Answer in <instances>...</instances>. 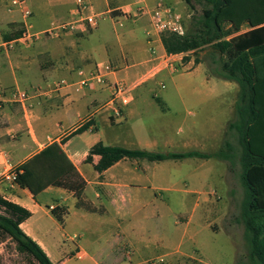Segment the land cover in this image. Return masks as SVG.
<instances>
[{"label":"crops","instance_id":"crops-1","mask_svg":"<svg viewBox=\"0 0 264 264\" xmlns=\"http://www.w3.org/2000/svg\"><path fill=\"white\" fill-rule=\"evenodd\" d=\"M21 1L30 12L28 18L9 0H0V172L9 166L19 169L57 144L85 182L83 199L95 209L78 208L73 194L62 188L48 186L34 196L17 184L0 182V197L31 213L20 225L23 233L53 264H146L149 260L212 264L207 252L214 248L215 237L204 236V232L213 233L210 226L198 230V218L191 216L184 223V234L176 237L131 236L125 227L145 224L149 216L141 212L154 205L157 192L165 190L167 176L182 167L189 189L180 193L196 195L195 206H199V200L205 201L216 190L211 189L208 176L224 182L227 173L219 160H122L102 174L85 160L98 142L157 153L213 154L236 119L237 85L210 76L205 63L191 59L177 71L158 73L133 89L119 117L107 86H78L97 66L112 68L106 76L108 86L118 81L130 84L149 70L153 59L147 43L150 25L148 17L139 14L140 8L167 6L182 16L184 27L195 10L183 0H88L92 11L103 13L96 30L43 38L30 47L6 51L1 44L18 37L25 24L33 32H42L73 16L74 0ZM256 1L261 0H227L230 12L237 13L228 17L264 20V11L252 8ZM262 25L243 23L233 36ZM158 49L164 50L162 43ZM258 63L264 76V60ZM164 78L174 85V92H161ZM61 81L66 85L54 90ZM13 90L30 95L40 90L42 94L20 103L11 99ZM224 97L229 98L223 101ZM88 122L92 126L87 131L70 137ZM98 159L93 157V163ZM215 170L219 172L214 174ZM52 207L66 210L63 225L52 216ZM207 219L215 228L218 220ZM77 250L83 254L81 260L72 256Z\"/></svg>","mask_w":264,"mask_h":264},{"label":"trees","instance_id":"trees-1","mask_svg":"<svg viewBox=\"0 0 264 264\" xmlns=\"http://www.w3.org/2000/svg\"><path fill=\"white\" fill-rule=\"evenodd\" d=\"M183 1L191 10H195L194 3L203 5L201 14L197 19L192 18L191 28L185 30L184 36L166 34L162 37V45L169 54H191L208 49L212 59L211 65H207L209 75L237 85L236 119L226 129L235 137L236 146L226 141L222 149L213 154L157 153L105 146L98 142L89 150L85 163L91 164L97 173L102 174L122 160L159 163L214 158L228 162L230 166L237 160L241 168L240 184L244 192L237 223L244 229L248 263L239 259L235 264H264V76H260L258 63L264 60V25L228 39L237 32L241 24L253 26L264 20L228 17L237 13L233 10L230 12L227 0ZM253 7H260L264 11V0L256 1L252 4ZM194 61L200 62L197 58ZM157 103L161 106L160 102ZM91 126L92 122L86 123L73 131L70 137L87 131ZM93 157L99 158L95 164ZM52 160L55 163L53 167ZM16 184L34 196L48 186L62 188L73 194L78 208L89 212L95 210L83 199L85 182L57 144L50 145L22 164ZM51 214L63 225L66 214L64 208L55 207ZM30 216L29 211L0 197V243L8 240L18 254L27 256L36 264H53L20 228Z\"/></svg>","mask_w":264,"mask_h":264},{"label":"rangeland","instance_id":"rangeland-1","mask_svg":"<svg viewBox=\"0 0 264 264\" xmlns=\"http://www.w3.org/2000/svg\"><path fill=\"white\" fill-rule=\"evenodd\" d=\"M194 6L195 12L185 24V30H189L192 21L199 18L201 14L203 5L194 3ZM231 37L233 35L228 37V39ZM195 58L205 63L206 66L211 65L212 59L209 56L208 49L187 54L182 60V65ZM163 83L164 89L159 88L162 93L175 91L174 85L168 78H164ZM229 97H224L223 101H227ZM226 141L236 146L235 137L228 130H225L223 142L217 151L222 149ZM176 152L180 151L176 150ZM219 162L226 169L227 175L224 182L221 183L216 180L213 175L208 176L207 179L211 189L215 188L216 190H214L212 195L206 196L207 199L205 201L199 200V206H195L196 195L180 193L185 189H189V187L185 186L186 171L182 167L177 169L176 172H171L170 176H167L168 183L165 185V190L157 192L154 205L149 206L144 212H141L149 216L145 224L140 227L128 226L125 227V230H128L131 236L139 233L143 237H176L184 234V223L193 216L195 219L198 218L199 231H201L202 226H210L213 233L210 231L204 232L205 237H215L214 248L207 252L209 256L207 259H209L210 263L235 264L239 259H243L248 263V247L244 240V229L241 224L237 223V219L240 218L241 203L244 195L240 184L241 168L237 160H234L232 166L228 162L220 160ZM218 172L215 170L214 174ZM209 216H213V219L218 220L216 224L214 223L215 228L211 226V219H207ZM105 234L106 232H103V237ZM228 238L231 240V243L227 242ZM232 241L235 242V247L237 248L236 254L233 252L231 246L233 245ZM123 251H126V249H123ZM156 262L155 260H149L146 264H157ZM0 264L36 263L27 256L18 254L14 245L6 240L0 243Z\"/></svg>","mask_w":264,"mask_h":264},{"label":"built area","instance_id":"built-area-1","mask_svg":"<svg viewBox=\"0 0 264 264\" xmlns=\"http://www.w3.org/2000/svg\"><path fill=\"white\" fill-rule=\"evenodd\" d=\"M6 1V0H5ZM8 1V0H7ZM12 6L19 8L25 18L30 16V12L24 8L21 0H9ZM73 16L66 22L58 23L42 32H33L30 27L25 24L21 34L8 42L1 44V47L10 51L19 47H30L43 38L57 39L64 35L77 33H89L97 29L99 23L103 19V13L92 11L88 0H74ZM139 14L147 16L149 19L150 29L147 33V43L152 56V65L147 72L136 78L130 84L122 81L115 82L108 86L106 76L112 71L108 65L95 67L85 78H83L78 86L87 88L89 86H107L111 90L110 103L115 109V115L120 116V108L129 104L130 92L141 84L154 78L158 73L164 71H177L182 66V60L187 55L169 54L164 50L159 51V45L162 43V37L166 34H174L184 36L185 27L183 18L180 14L174 12L169 7L157 5L154 8H140ZM66 85L61 81L54 86V90H58ZM40 90L34 91L32 95L21 91H11L10 96L13 101L25 103L31 96L41 95ZM89 121V119L87 120ZM19 169L9 166L7 170L0 172V182H7L10 185L16 184ZM54 207L51 208V210ZM76 260H81L83 254L77 250L72 255Z\"/></svg>","mask_w":264,"mask_h":264}]
</instances>
